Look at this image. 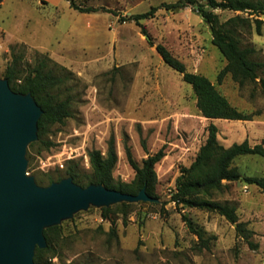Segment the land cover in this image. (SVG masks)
<instances>
[{"label": "rangeland", "instance_id": "1", "mask_svg": "<svg viewBox=\"0 0 264 264\" xmlns=\"http://www.w3.org/2000/svg\"><path fill=\"white\" fill-rule=\"evenodd\" d=\"M175 1L75 0L81 7L111 11L96 13H80L65 0L0 3V79L13 63L24 75L46 57L49 68L65 77L60 93L70 102L71 117L63 125L51 126L43 138L53 146L27 147L26 175L45 187L73 165L87 178L91 170L84 157L92 150L105 155L113 138L117 162L112 181L129 183L134 170L125 147L139 165L165 147L166 155L155 166L158 201L135 203L125 218L119 209L104 218L102 208L89 206L62 220L49 264H264V189L237 181L214 197L236 207L239 220L254 232L255 250L237 237L234 225L222 216L180 208L170 201L180 168L194 160L210 123L217 126L218 142L224 146L239 143L246 135L257 143L264 137V95L259 84L240 88L230 75L218 82L226 62L211 43L208 24L192 6L176 11L159 9L139 23L122 20ZM212 12L220 23L235 15L256 18L229 10ZM260 19V34L251 23L239 36L243 46L256 50L253 57L264 62V17ZM158 44L182 62L187 72L207 77L237 110L257 113L252 121L202 117L191 86L164 64L156 52ZM64 144L76 149L78 156L63 169L42 171L40 159ZM233 165L243 176L264 178L262 157L240 156ZM183 215L210 238L209 249H197V237L188 231Z\"/></svg>", "mask_w": 264, "mask_h": 264}, {"label": "trees", "instance_id": "2", "mask_svg": "<svg viewBox=\"0 0 264 264\" xmlns=\"http://www.w3.org/2000/svg\"><path fill=\"white\" fill-rule=\"evenodd\" d=\"M70 7L80 13L111 12L104 7H81L75 0H65ZM176 0L171 3H161L151 7L148 11L133 14L122 20H131L139 23L141 20L152 17L159 9L176 11L192 6L194 10L205 20L211 31V43L220 51L226 64L218 73V82H222L225 76L230 75L231 80L240 88L248 84H259L264 95V78L261 73L264 70V62L256 60L253 55L256 50L250 46L241 44L239 31L255 25L256 33L260 34V28L264 17V0ZM2 0H0V3ZM210 9L229 10L235 13H248L256 18L249 19L241 15H235L220 23L217 15ZM252 21V22H251ZM146 34V31H142ZM156 52L165 65L182 75V80L189 84L196 99V107L201 116L210 120H236L252 121L257 113L246 114L233 107L215 85L205 76L186 71L185 65L173 57L171 53L161 44L156 45ZM49 59L43 57L31 70L23 75L16 64L13 63L6 69L4 79L8 81L10 89L15 93H30L36 104L41 108L42 115L37 122V142L31 143L30 148L42 145L48 149L53 146L50 141L43 138L51 126L63 125L65 120L71 117L70 102L61 97V88L65 77L57 75L54 69L49 68ZM207 138L199 147L194 160L189 166L181 167L175 181V188L170 196V201L180 208H194L207 212L216 213L222 216L231 225H234L237 237L244 240L249 248L255 250L257 243L252 242L254 235L248 223L240 221L236 207L228 202L217 201L214 197L228 189V184L243 181L246 184L255 185L264 189V178L256 176H243L234 164L240 156L255 155L264 158V139L256 145H250L247 140L240 143H233L224 147L218 142V128L214 123L207 126ZM125 154L129 165L134 170V178L129 183L112 181V172L117 162L116 147L113 138L108 141L105 155L98 150L88 153V163L91 174L89 177H82L75 166L70 165L65 170V175L56 180H49V183L60 181L71 177L73 182L82 187L90 184H102L108 189H113L126 194L136 195L145 189V192L152 198L157 199L155 187L157 176L155 166L166 155L165 147L162 146L155 153L148 155L139 165L133 159L129 147H125ZM71 164V161L68 162ZM143 203V202H138ZM135 203H120L110 207H102V215L108 218L115 209L126 215L131 211ZM183 222L188 231L197 237L196 247L198 250L209 249L210 238H205L202 231L197 230L190 219L183 215ZM124 222L125 219H124ZM60 226H52L44 229L46 239L45 249L36 248L34 252L35 264H49L48 259L55 255L53 244L60 235ZM111 232L114 229L111 228Z\"/></svg>", "mask_w": 264, "mask_h": 264}, {"label": "water", "instance_id": "3", "mask_svg": "<svg viewBox=\"0 0 264 264\" xmlns=\"http://www.w3.org/2000/svg\"><path fill=\"white\" fill-rule=\"evenodd\" d=\"M41 115L30 93H15L0 79V264H35V249L47 247L44 229L89 206L158 201L144 188L132 195L102 184L82 187L71 177L39 186L26 175V149L38 140Z\"/></svg>", "mask_w": 264, "mask_h": 264}, {"label": "built area", "instance_id": "4", "mask_svg": "<svg viewBox=\"0 0 264 264\" xmlns=\"http://www.w3.org/2000/svg\"><path fill=\"white\" fill-rule=\"evenodd\" d=\"M78 156L77 150L67 145L58 147L53 153L40 159V169L44 172H48L54 169H63L65 163ZM80 156V154H79ZM86 164H88V157H84Z\"/></svg>", "mask_w": 264, "mask_h": 264}, {"label": "crops", "instance_id": "5", "mask_svg": "<svg viewBox=\"0 0 264 264\" xmlns=\"http://www.w3.org/2000/svg\"><path fill=\"white\" fill-rule=\"evenodd\" d=\"M263 139H264V137L261 139V141H262ZM244 140H247V141L249 142V144L252 145V146H253V145H256V144H259V143L261 142V141H260L259 143H257L256 141H253V142H252V140H251V138H250L249 135H246L245 138H244L242 141H244ZM242 141H241V142H242ZM234 143H238V142H234ZM239 143H240V142H239ZM232 144H233V143H232ZM232 144H231V145H232ZM231 145H229V146H231ZM223 146H224V145H223ZM229 146H224V147H229ZM246 156H249V157H250V156H255V155H246ZM259 157H260V156H259Z\"/></svg>", "mask_w": 264, "mask_h": 264}]
</instances>
